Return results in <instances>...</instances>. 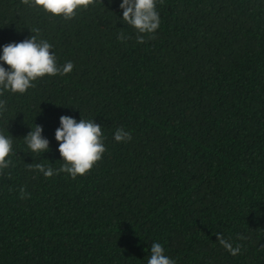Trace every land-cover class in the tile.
Wrapping results in <instances>:
<instances>
[{"label":"trees","instance_id":"obj_1","mask_svg":"<svg viewBox=\"0 0 264 264\" xmlns=\"http://www.w3.org/2000/svg\"><path fill=\"white\" fill-rule=\"evenodd\" d=\"M120 3L64 20L0 0V55L39 28L58 66L74 64L0 96L14 165L0 175V264H147L153 242L176 264H264V0L157 2L160 27L143 44ZM62 115L104 135L102 159L75 180L27 168L64 163ZM36 124L49 150L34 157L24 136ZM119 127L130 141L114 140Z\"/></svg>","mask_w":264,"mask_h":264},{"label":"clouds","instance_id":"obj_2","mask_svg":"<svg viewBox=\"0 0 264 264\" xmlns=\"http://www.w3.org/2000/svg\"><path fill=\"white\" fill-rule=\"evenodd\" d=\"M97 0H21V3L31 8H38L47 13L49 18L61 17L72 20L78 11L95 6ZM157 2L161 5L164 0H121L119 7L123 10L122 21L136 31V42L143 44L147 40L155 39L156 30L160 27V16L157 11ZM32 35L20 42H10L2 46L0 55V96L5 92L24 94L34 88V81L45 76L66 75L73 68L69 61L58 66L57 58L52 51L53 45L42 38L39 28L31 29ZM120 41L128 37L120 32L117 36ZM4 65H7L6 68ZM7 101L0 99V115L7 111ZM43 127L36 124L24 136V141L29 152L35 157L49 150V140L42 136ZM55 139L59 142V153L64 161L58 169L45 166L43 163L28 164L29 171L42 173L45 178H51L61 172L68 174L73 180L91 171L99 162L106 151L103 143L104 135L102 126L92 120L81 118L79 122L72 116H60V126L55 130ZM132 139L130 131L123 127L116 129L114 140L117 143L128 142ZM13 154V140L0 132V175H5L4 170L13 166L9 157ZM11 191V189H9ZM22 199L30 194L26 189H19ZM217 241L231 255L236 256L241 252L243 245L232 243L223 237L221 232L216 233ZM239 240L247 239L244 235L238 236ZM147 264H176V261L165 255V249L159 242L151 244L150 256Z\"/></svg>","mask_w":264,"mask_h":264}]
</instances>
